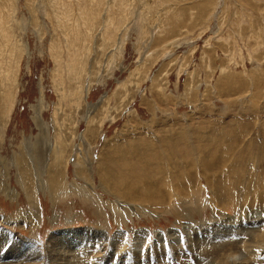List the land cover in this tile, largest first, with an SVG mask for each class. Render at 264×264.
I'll return each instance as SVG.
<instances>
[{
    "label": "rangeland",
    "instance_id": "1",
    "mask_svg": "<svg viewBox=\"0 0 264 264\" xmlns=\"http://www.w3.org/2000/svg\"><path fill=\"white\" fill-rule=\"evenodd\" d=\"M8 263L264 264V0H0Z\"/></svg>",
    "mask_w": 264,
    "mask_h": 264
},
{
    "label": "bare ground",
    "instance_id": "2",
    "mask_svg": "<svg viewBox=\"0 0 264 264\" xmlns=\"http://www.w3.org/2000/svg\"><path fill=\"white\" fill-rule=\"evenodd\" d=\"M214 132H215V131H214ZM197 140H198V139H197ZM142 141H143V140H142ZM154 142H155V141H154ZM165 142H166V141H165ZM172 142H173V141H172ZM167 143H168V141H167ZM251 146H252V145H251ZM182 148H183V146H182ZM197 149H198V148H197ZM201 155H202V154H201ZM106 156H107V155H106ZM152 157H153V156H152ZM141 158H142V157H141ZM216 158H217V157H216ZM250 158H251V157H250ZM115 159H116V158H115ZM203 160H204V159H203ZM203 160H202V161H203ZM214 161H215V160H214ZM106 162H107V161H106ZM121 162H122V161H121ZM218 162H219V161H218ZM205 163H206V162H205ZM204 166H205V165H204ZM100 167H101V166H100ZM211 167H212V166H211ZM196 169H197V168H196ZM220 169H221V168H220ZM135 170H136V169H135ZM142 170H143V169H142ZM152 170H153V169H152ZM143 171H144V170H143ZM153 171H154V170H153ZM173 171H175V170H173ZM159 172H160V171H159ZM171 172H172V171H171ZM221 172H222V171H221ZM152 173H153V172H152ZM172 173H173V172H172ZM182 173H183V172H182ZM212 173H213V172H212ZM141 174H142V173H141ZM180 174H181V173H180ZM220 174H221V173H220ZM249 174H251V173H249ZM211 175H212V174H211ZM215 175H216V174H215ZM167 176H168V175H167ZM218 176H219V174H218ZM218 176H217V178H218ZM157 177H158V176H157ZM162 177H163V176H162ZM220 178H221V177H220ZM220 178H219V179H220ZM257 179H258V178H257ZM149 180H150V182H151V179H149ZM165 180H166V179H165ZM186 180H187V179H186ZM124 181H125V179L123 180V182H124ZM128 181H129V180H128ZM224 181H225V180H224ZM182 182H183V181H182ZM222 182H223V181H222ZM175 183H176V181H175ZM156 184H157V183H156ZM237 184H238V183H237ZM115 185H116V184H115ZM127 185H128V182H127ZM171 185H172V184H171ZM179 185H180V184H179ZM226 185H227V184H226ZM250 185H251V184H250ZM129 186H130V185H129ZM144 186L147 187V189H146V190H142V192H143V193L141 194L142 197H145V196H144V193H146V195H147L149 185H147V183L145 182V183H143V184L141 185L142 189H143ZM159 186H160V185H159ZM180 186H181V185H180ZM182 186H183V184H182ZM182 186H181V187H182ZM187 186H188V185H187ZM260 186H261V184H260ZM262 186H263V185H262ZM150 187H151V186H150ZM174 188H175V187L173 186L172 189H174ZM185 188H186V186H185ZM241 188H243V187H241ZM245 188H246V187H245ZM156 189H157V188H156ZM156 189H154V190H156ZM176 189L179 190V189H182V188H179V187L177 188V187H176ZM154 190H152L151 192L153 193ZM246 190H248V189H246ZM246 190H245V191H246ZM175 191H176V190H175ZM184 191H185V190H184ZM139 192H140V191H139ZM127 193H131V192H127ZM239 193H240V192H239ZM180 194H182V193L180 192ZM248 194H250V192H249ZM141 195H140V196H141ZM174 195H175V194H174ZM176 195H177V194H176ZM137 196H138V195H137ZM149 196H150V195H149ZM241 196H242V195H241ZM244 196H246V194H244ZM260 196H261V195H260ZM242 197H243V196H242ZM261 197H262V196H261ZM146 198L149 199L148 196L145 197V199H146ZM161 198H162V197H161ZM147 199H146V200H147ZM152 200H153V199H152ZM262 202H263V200H262ZM251 205H252V204H251ZM156 206H158V205H156ZM187 211H188V210H187ZM224 233H225V232H224ZM234 235H235V234H234ZM160 236H161V235H160ZM233 238H234V237H233ZM47 252H48V251H47ZM18 255H19V253H18ZM237 258H239V257H233L232 259L236 260ZM243 258H244V257H243ZM9 261H10V260H9ZM233 262H234V261H233ZM238 262H239V261H238ZM2 263H3V262H2ZM150 263H151V262H150ZM234 263H235V262H234ZM246 263H247V262H246ZM8 264H9V263H8Z\"/></svg>",
    "mask_w": 264,
    "mask_h": 264
}]
</instances>
